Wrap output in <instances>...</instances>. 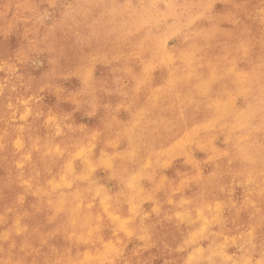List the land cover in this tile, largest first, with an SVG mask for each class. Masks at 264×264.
<instances>
[{
    "label": "rangeland",
    "instance_id": "rangeland-1",
    "mask_svg": "<svg viewBox=\"0 0 264 264\" xmlns=\"http://www.w3.org/2000/svg\"><path fill=\"white\" fill-rule=\"evenodd\" d=\"M0 264H264V0H0Z\"/></svg>",
    "mask_w": 264,
    "mask_h": 264
},
{
    "label": "bare ground",
    "instance_id": "bare-ground-1",
    "mask_svg": "<svg viewBox=\"0 0 264 264\" xmlns=\"http://www.w3.org/2000/svg\"><path fill=\"white\" fill-rule=\"evenodd\" d=\"M247 181H248V180H247ZM125 198H126V197H125ZM135 199H136V198H135ZM129 202H130V201H129ZM129 202H128V203H129ZM129 204H130V203H129Z\"/></svg>",
    "mask_w": 264,
    "mask_h": 264
}]
</instances>
